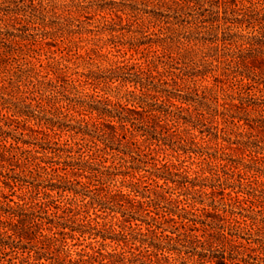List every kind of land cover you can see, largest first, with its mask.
Segmentation results:
<instances>
[{
    "label": "trees",
    "instance_id": "obj_1",
    "mask_svg": "<svg viewBox=\"0 0 264 264\" xmlns=\"http://www.w3.org/2000/svg\"><path fill=\"white\" fill-rule=\"evenodd\" d=\"M261 2L264 5V0H172L175 6L184 11L183 14L190 15V10H198L197 12L200 13L202 18L197 19L194 17V24H200L203 28L210 30H218L219 33H215L210 43L215 44L213 50L215 51V55L218 56L216 57L219 60L217 62L222 64V66L215 65V68L221 69L222 76L227 78L231 75L238 82L245 79L257 84L261 83L257 82L255 77L264 69V49H261L264 39H259L254 33H260L264 37V7L258 10L251 9V7L255 3ZM3 3H6V1L3 0ZM244 3L249 5L247 7L248 10L242 7ZM8 4L18 6L19 1L9 0ZM204 4H208L209 8H203ZM212 7L216 9L212 10ZM220 8H222L221 12L219 11ZM226 8H228V12ZM182 22L190 23L192 21L181 20L180 23ZM231 26H244L250 32H247L248 34L246 35L230 34L228 29ZM122 29L121 27L110 29V32ZM0 36H4V38L0 39V56L6 57L11 54L10 51H1V48L4 46L9 47L10 45L8 46L6 41H8L10 36L14 37L15 35L0 31ZM142 38L138 41H128L129 48L134 49L136 52V48L140 46L154 44L163 49L161 55L156 54L155 51L152 52L150 58L147 59L145 57L144 67L133 64L130 68H127V64L121 62L120 64L113 63L114 68L106 74L83 73L86 78L84 81L86 84H103L105 87L108 82L118 81L120 85L130 84V86L138 90V93H135L134 90H125L122 94L114 95L115 100H111L109 97L99 94L98 91H94L92 94L86 95L88 99L76 100L74 104L68 103L65 105L67 110L76 109L80 114L93 119L94 122H92L91 128H88L87 125L83 127L70 125L69 127L51 117L39 116L33 110L27 109L28 106L25 104L26 97L20 96L21 90L17 84L19 78L17 73H13L6 80L1 79L0 116L5 119V126L9 127L14 122L20 125L24 131L28 128L26 126L27 121L31 119L35 121L36 125H41L49 131H54L55 129L59 131L65 130L72 132L71 137L76 136L77 138L73 143H65L62 146L56 143V141L51 143L49 141L29 142L24 139H17V137H15L17 140L15 141V145L9 144L6 146L0 144V254H9L13 248H17V250L25 249L33 241L35 244H40L39 248L43 250L48 248V241H51L53 245L61 248L63 254L61 257H49V264H170V257L175 262L180 260L179 264H185V259L187 262H191V264H227V261L230 260L229 255L225 254L224 251L214 248L215 243L222 242L221 239L227 240L224 234L222 232L213 234L207 230H202L203 234L201 236L204 237V234L208 236V239L204 240L207 248L205 249L204 241L200 242V239L194 233H190L199 230L195 226L196 220L190 219L185 215V208H177L180 201L165 195L171 189L168 183L173 184L175 189L188 191L190 203L187 206H190L192 210H204L209 214L205 215V217L210 219V223L206 222L209 219L200 222L205 226L212 228L211 222L224 220V216L219 214V211H221L223 213L228 212L229 217L233 221L241 223L243 225L242 229L246 228L248 226L246 220H242L241 222L235 220L237 218L234 217V210L227 209L226 207L219 208L214 199H211L210 203L205 204L203 198L198 199L193 196V194H198L199 197H211L220 186L223 187L224 185V188L220 187L222 189L234 186V182L229 179H221L219 173L220 169H230L226 161L218 164L206 162L208 165L207 169L201 168L199 171H194V177L190 178L186 166L183 164L184 161L177 163L162 162L163 160L158 161L157 158L151 157L150 160H153L150 163L152 169L149 171L145 168L149 162L142 159V157L146 158L152 153L155 155L157 150L152 146L159 147V142L166 145L165 138L169 134L171 136L177 135L169 133L172 127L178 126L182 128V131H185L189 127L194 128L195 121L200 126L206 127L208 124L212 126L214 122H217L216 119L219 118L224 126L223 128L231 127L236 129L242 128V125L236 126V124L239 121H243V126H247L249 130L248 135L251 131L260 128L264 133V116L259 119H249L248 117L231 112L232 109L238 110L237 112H247L249 109L262 116L264 115V99L249 101V99L242 97L233 98L227 96L226 98L230 100L229 103L218 104V97L212 93L211 88H205V91H202L200 94L197 89H194L193 95L168 89L169 83L166 80L167 77H170L174 84H177L179 80L184 85L188 80L194 81L196 77L202 78L208 71L204 67L202 69H195L194 71L184 70L180 74H177L174 72V69L180 71L181 69L176 65L186 63L185 60L191 58L189 50H182L179 47L174 49L172 46L166 44L165 39L161 37L151 40V38H146L143 35ZM218 44L221 47L217 46ZM208 56L211 57V55ZM204 57L206 55L202 56V58ZM158 64L162 67L161 71H158ZM134 66H136V70H134ZM228 66L236 69L233 72L235 75L228 73ZM241 66L245 67L247 72L237 70ZM94 89L96 90L97 87ZM54 92L51 91L45 97L52 99L51 97H54ZM17 95L18 97L16 98L15 96ZM234 100L238 102L235 103ZM134 105H138L140 110H136ZM62 107H56V109ZM191 108L194 111L196 120H193L190 115L191 112L189 111ZM133 114L138 117H134ZM136 120H139V123ZM112 121L116 125L112 124ZM213 128L216 129V126H213ZM106 129H110V131L107 132ZM117 129H120L121 139L125 140L126 134H129L131 139L138 136L141 138V141L126 140L125 143L127 145L133 146L131 150L127 151L112 147L110 143H106L104 140L101 141L102 147H98L93 140V138H97L96 136L109 135L115 137ZM198 132L202 134L204 131L198 130ZM178 135L176 137L178 140H188L187 135ZM214 136L216 135L214 134ZM171 140L172 138H170V143L167 145L170 146V149L174 150L173 145H176V141ZM18 141L23 145H28V147L32 145L33 147L22 148L17 145ZM186 143L191 146L196 145L191 138ZM235 143L250 147L247 142L235 141ZM189 149L192 148L189 147ZM182 150L183 153L187 152L184 149ZM192 150L196 152L198 149ZM255 152L254 150H250V153ZM107 156L118 161L117 168L112 169V163L105 165L109 160ZM199 156H203V153L200 151ZM47 160H53L52 162H55L59 166H45V164L49 163ZM202 161L205 162L206 159L203 158ZM202 161L199 162V165L203 163ZM5 163L8 166L6 167L7 171L2 170ZM241 166L242 172L252 174L255 177L254 182L257 184V187L262 188L264 180L258 182L257 174H260L264 178V170L259 169L251 163H241ZM15 167H19L22 172L25 170L30 175V179L20 177L17 174L9 175V172H13ZM120 168H123V170ZM139 171L148 172V176L137 177L136 173ZM58 172L62 174L59 175L57 174ZM205 172L209 176L203 175ZM52 173H56L58 177L57 183L49 182L50 179L46 181L40 180L42 177L52 176ZM68 175L85 178L86 181H76L75 185H78L79 189L61 185L59 183L60 180ZM117 175L123 178L126 176L130 177L131 180L126 185L129 189L128 192H123L120 189L107 190L101 188L102 184L108 180H113ZM175 177H179L180 179ZM158 180L162 182L159 184ZM197 180L200 182L198 183ZM67 182L70 181L67 180ZM148 182L154 185L155 189L152 191L153 197L146 194L147 186L145 184ZM23 186L27 189V200L21 197H18L21 202L9 199L14 194V187L21 189ZM89 186H93L95 189L99 187L103 192L100 193L101 195L97 193L94 197H90V201H84L87 197L84 190ZM196 186L204 187L205 191L208 188L209 192L196 189ZM238 188H241L239 192L245 190V188L240 187V184H238ZM4 189L10 194H5L3 192ZM39 192L44 196V201L38 199L39 196L37 195ZM51 192H56L58 195H61L63 192L72 193L74 197H81L80 204L74 203V207L55 204L52 199L53 196L50 194ZM244 194L246 195L238 197V195L232 196L230 193H222L221 196L222 198L227 197L229 202L225 203L226 206H231L230 202H233V204L235 202L241 210H246L241 206L244 201L254 205L259 204L260 201H258L254 193L247 191ZM145 198L147 200H141ZM10 202L13 203V206L9 204ZM93 202L94 206H92ZM163 202L168 205H174L175 208L167 209V207L162 206L161 203ZM196 204L202 206L201 209L197 208ZM145 206L166 208L167 210H163L164 214L161 215L162 220L166 221L170 219L174 221L176 225L175 230L178 231V228H180L183 232H174V237L163 235L162 232L159 235L154 234L153 237H147L148 234L146 232L152 231V227L159 228V226L157 225V218L151 214L153 211H147ZM90 208L103 213L102 216L105 215L106 210L118 212L121 220L117 219L114 223L119 228L117 232L111 233L112 231H107L113 224L110 223L106 227V222L98 221L99 218L103 219V217H100L101 215L96 213L91 214L89 212ZM51 209L53 211L49 214ZM59 211L61 212L60 215L58 214ZM187 213L195 215L191 211ZM63 216H68V219L61 221ZM75 216H79L76 226L72 225L75 224ZM172 216H176L178 220H175ZM241 217L249 216L242 214ZM250 219H252L251 223L255 226L256 231L260 229L264 230L263 222H255L256 219L254 217ZM189 222L193 223L188 224ZM142 224L145 225V233L141 231ZM219 228L221 231L223 230L221 229L223 228L222 226ZM43 230L48 231L50 234L42 233ZM35 231H38L37 235H34L33 232ZM74 232L78 236H75ZM85 235L88 236L87 238H99L95 242L102 248L92 247L91 252L82 249L76 252L77 258H71L67 254V251L64 250V247L67 245L66 238L68 237L71 240L83 238L82 240H84ZM229 236L233 235L229 234ZM237 238H240V236L237 235ZM8 239L12 240L7 242ZM107 240L114 242L115 247L110 252H103L102 249L107 246L105 243ZM256 242L262 249L264 248L259 239ZM197 243L199 244L197 245ZM12 245H16V247ZM21 245L22 247H17ZM30 246H34V244ZM32 250L34 251V249L30 251ZM39 252L34 251L35 254ZM171 254L173 256H170ZM29 257V255L22 257L20 264H34L29 261ZM37 259L39 258L36 257L35 260ZM0 264H3L1 260Z\"/></svg>",
    "mask_w": 264,
    "mask_h": 264
},
{
    "label": "rangeland",
    "instance_id": "obj_2",
    "mask_svg": "<svg viewBox=\"0 0 264 264\" xmlns=\"http://www.w3.org/2000/svg\"><path fill=\"white\" fill-rule=\"evenodd\" d=\"M5 1L6 3H3V0H0V31L2 33H11L15 36H10L8 41H6L7 45H10L9 47L4 46L1 48V51L9 50L11 54L6 57L2 55L0 56V81L1 79L6 80L13 73H17L19 76L17 84L21 90V93H19L20 96L26 97L25 104L28 106L27 109L30 111L33 110V112L37 113L39 116H44L46 118L51 117L69 127L70 125L81 127L87 125L88 128H91V124L94 122L93 119L80 114L76 109L67 110L65 105L68 103L74 104L76 103V100L88 99L86 95H90L94 91H98L99 94L105 95L111 100H115L114 95L122 94L125 90H134L135 93H138V90L134 89L130 84L120 85L118 81L108 82L105 87L103 84H86V82H84L86 78L83 73L106 74L114 68L113 63L120 64L121 62L127 64V68H130L133 64L144 67L145 57L147 59L150 58L152 52L155 51L156 54L161 55L163 49L154 44L140 46L139 48H136V52L134 49H130L128 41L141 40L143 39V35L146 36V38H151V40H155L159 37L164 38L166 41L165 43L172 46L174 49L179 47L182 50H189L191 58H187L185 60L186 63L174 64L181 69V71L174 69L175 73L180 74L184 70L194 71L195 69H202L204 67L208 71V73L202 78L196 77L194 81L188 80L184 85L181 84V81H177V79V84H174L172 79L167 77L166 80L169 83L167 86L168 89L185 93L187 95H193L194 89H197L200 94L202 91H205V88H211L212 93L218 97V104L224 102L229 103L230 100L226 98L227 96L233 98L242 97L249 99V101L264 99V84H262L264 83V69L255 77L257 82L261 84L252 83L245 79L238 82L237 79L233 78L231 75L227 78L222 76L221 69L215 68V65L222 66V64L217 62L219 61L216 58L218 56L215 55V51L213 50L215 44L210 43L215 33H219L218 30L214 31L208 28H203L200 24H194V17L197 19L202 18L200 13L197 12L198 10H190V15H186V13L183 14L184 11L175 6L172 3V0H17L19 1L18 6L8 4L9 0ZM262 3L263 2L255 3L251 9L254 8L255 10H258L261 7H264ZM248 6L247 3L242 5L243 8H246L245 10H248ZM207 7L208 4L203 5V8ZM214 9L216 8L212 7V10ZM184 10L188 11L186 9ZM221 10L222 8L219 9L220 12ZM226 10L227 12L229 11L228 8H226ZM219 14L221 15V13ZM8 19L10 20L8 21ZM181 20L192 22L180 23ZM119 27L123 29L110 32V29H118ZM228 32L230 34L246 35L248 34L247 32L250 31L244 26H231L229 27ZM254 35L259 39H264L263 35L260 33L255 32ZM2 38H4V36H0V39ZM217 46L221 47L220 44ZM261 49H264V42L262 43ZM204 55H206V57L202 58ZM208 55H211V57ZM177 61L179 62V60ZM227 68V71L230 74H233V72L236 71L234 67L228 66ZM134 70H136V66H134ZM161 70L162 67L158 64V71ZM237 70L247 72L245 67L242 66ZM96 87L97 89L95 90L94 88ZM51 91H55L53 93L54 97L48 99L45 96ZM18 95L15 97L17 98ZM234 102L237 103L238 101L234 100ZM60 106L63 107L56 109V107ZM134 107L136 110H140L138 105H134ZM237 111L238 110L232 109L231 112L243 117H248L249 119H259L264 116H261L254 111H250L249 109L247 112ZM189 112H191L190 115L192 119L196 120L192 108ZM2 113L4 112L2 111ZM133 116L138 117L134 114ZM216 121L217 122H214L212 126L208 124L206 127L200 126V124L195 121L194 128L189 127L188 130L185 131H182V128L178 126L172 127L169 133L177 135L171 136L169 134L170 136L168 135L165 138V143L169 144L170 138L175 140L176 145H173L174 150L170 149L169 145L162 144V142H159V147L152 146L157 150V153L155 155L152 153L146 158L142 157V159L149 162L145 168L149 171L152 169L150 163L153 160H150L151 157L157 158L158 161L163 160L162 162L177 163L179 161H184L183 164L186 166L188 176L192 178L194 177V171H199L201 168L207 169L208 165L206 162L218 164L226 161L230 169H220L219 173L221 179H229L234 182V186L232 188L225 187V189H222L224 188V185L223 187L220 186L222 188L218 187L216 193L211 197H199L198 194H193V196L198 199L203 198L205 204L210 203L211 199H214V202L218 204L219 208L226 207L227 209L234 210V217L237 218L235 220L239 222L246 220V223L248 224L246 228L242 229L243 225L233 221L232 218L229 217L228 212L223 213L221 211H219V214L224 216V220L211 222L212 228L205 226L200 222L209 219L205 217V215L209 214L204 210H192L190 206H187L190 203V200L188 199L190 194L188 191H185L184 189H175L173 184L168 183L171 189L168 193H165V195L180 201L177 208H185V215L190 219L196 220L195 226L199 230L190 233H194L200 239V242L208 239L207 234H204V237L201 236L203 234L202 230H207L209 233L213 234H216L217 232H222L224 234L227 240L221 239L222 242L215 243L214 248H218L219 251H224L225 254L229 255L230 260L227 261V264H264V248L262 249V247L256 242V240L259 239L261 245L264 247V230L260 229L259 231H256L255 226L251 223L252 219H250L251 217H254L256 219L255 222L264 223V185L262 188L257 187V184L254 182L255 177L252 174L242 172L241 166V163H251L259 169L264 170V133L260 128L251 131L248 135L249 130L247 126H243V121H239L236 124V126L242 125V128L239 127V129L231 127L223 128L224 126L220 119L218 118ZM136 122L139 123V120H136ZM112 124L116 125L113 121ZM26 126L28 128L24 131L20 125L14 122L7 127L5 126V119L0 116V144L6 146L9 144L15 145V141H17L15 137H17V139H24L29 142L49 141L51 143L56 141V143L62 146L65 143H73L77 138L76 136L71 137L72 132L65 130L59 131L55 129L54 131H49L41 125H36L35 121L31 119L27 121ZM213 126H216V129H214ZM198 130H203L204 132L200 134ZM106 131L108 132L110 129H106ZM173 131H175V133H173ZM20 133H22V135H20ZM116 134L115 137L109 135L96 136L97 138H93V140L98 147H102L101 141L104 140L106 143H110L112 147L117 149L131 150L133 146L125 143L126 140L131 139V136L126 134L127 136L125 140L121 139L120 129H117ZM178 134L181 136L187 135V139H193L196 145L191 146L187 144L186 142L188 140H178L176 138L179 136ZM214 134L216 136H214ZM163 136H165V134H163ZM131 140H138V142H140L141 138L137 136L133 137ZM235 141L247 142L250 147L238 145ZM17 145L22 148L33 147L32 145L29 147L28 145H23L20 141H18ZM189 147L192 149H198L196 151L197 153L193 152ZM182 149L187 152L183 153ZM250 150L256 152L250 153ZM199 151L203 153V156H199ZM113 153L116 154L115 152ZM107 157L109 160L105 165H110L112 163V169L117 168L118 161L116 159H111L110 156ZM203 158L206 159L205 162L202 161ZM52 161L53 160H49V163L45 164V166H59ZM201 161L203 163L199 165V162ZM6 167L8 166L5 163L2 170L7 171ZM121 170H123V168ZM16 174L20 177L30 179V175L25 170L22 172L19 167H15L13 172H9V175ZM57 174L61 175L62 173L58 172ZM146 175L148 176V172L145 171H139L136 173L137 177ZM203 175L209 176L207 172ZM257 176L258 182L264 180L260 174H257ZM175 178L180 179L179 177ZM57 179L58 177L56 176V173H52V176L42 177L40 180H49V182L57 183ZM67 180L70 182L66 183ZM78 180L86 181L85 178L68 175L64 179H61L59 183L61 185H67L68 187L79 189V186L75 185ZM130 180L131 179L128 176L123 178L122 176L117 175L113 180H108L102 184L101 188L107 190L120 189L123 192H128L129 189L126 185ZM122 181L123 183L121 184ZM197 181L198 183L200 182L199 180ZM161 182V180H158L159 184ZM238 184H240V187L245 188V190L239 192L241 188H238ZM145 185L147 186L146 194L153 197L152 191L155 189L154 185L152 183L150 184V182ZM101 188L98 187L95 189V187L89 186L85 189L84 193H86L87 197L84 201H90V197H94L97 193H102L103 191ZM196 189H202V191H205L204 187L201 188V186H196ZM13 190L14 194L10 196L9 199L21 202L18 199V197H21L24 200H27L26 197L28 196V193L25 186L21 189L14 187ZM247 191L254 193L260 202L259 204L254 205L244 201L241 206L246 210H241L239 205L235 202L234 204L233 202H230L231 206H226L225 203H228L229 201L227 197L222 198L221 196L222 193H230L232 196L238 195V197H241L246 195L244 193H247ZM3 192L5 194H10L6 189H4ZM205 192H209V189L207 188ZM50 194L53 196V202L60 206L74 207V203L80 204L81 197H74L72 193L63 192L61 195H58L56 192H51ZM37 196H39L38 199L40 201L45 200L41 192H39ZM141 200L144 201L147 199L145 198ZM9 204L13 206L12 202ZM161 204L163 207H167V209L175 208L174 205H168L164 202ZM94 205L93 202L92 206ZM163 207L155 208L153 206H145L147 211H153L151 214L157 218V225L159 226V228L152 227V231L147 233L145 225L142 224L141 231L143 233L146 232V234H148L147 237H153L154 234L159 235L160 232H162L163 235L174 237V232H183L180 228H178V231L175 230L176 225L174 221L170 219L166 221L162 220L161 215L164 214L163 210H167ZM196 207L201 209L202 206L196 204ZM52 211L53 209L49 211V214ZM188 211L194 212L195 215L193 216L190 213H187ZM89 212L91 214L96 213L101 215L100 217H103V219L99 218L98 221L106 222V227H108L110 223L113 224L107 231L116 233L119 229L118 226L114 224L117 219L121 220L118 212H110L109 210H106L104 216H102L103 213L96 209L94 210V208H90ZM58 214L60 215L61 212L59 211ZM242 214L248 215L249 217H241ZM78 217H74L75 224L72 225L76 226L78 223ZM172 218L178 220L176 216H172ZM66 219H68V216H63L61 221H65ZM206 222L210 223V219L206 220ZM137 223L139 222L137 221ZM190 223L193 222H189L188 224ZM69 224L71 225L70 222ZM221 226L223 227L221 228L223 229L222 231L219 228ZM34 229L37 230L36 228ZM33 233L34 235H37L38 231ZM42 233L50 234L46 230H43ZM227 233L232 234L233 236H229ZM74 234L75 236H78L77 233L74 232ZM237 235H239L240 238H237ZM87 237L88 236L85 235L84 240H82L83 238H79V240H71L67 237V245L64 247V250L67 251V254L70 255L71 258H77L76 252H79L82 249L91 252L92 247L102 248L99 247L97 242H95V240H99V238L92 239ZM11 240L12 239H8L7 242H10ZM48 242V248L43 250L39 248L40 244H35L34 241L30 244H34V246L27 245V248L18 250L17 248H13L12 252L9 254H0V260L3 264H20V259L29 255V261L34 264H49V257H61L63 253L60 247L53 245L51 241ZM105 243L107 246L103 247V252H110L115 247L114 242L107 240ZM88 244L90 245L86 246ZM198 244L199 243H197V245ZM204 245V248L207 249L205 241ZM12 246L16 247V245ZM17 247H22V245ZM28 247L34 249V251L40 252L35 254L34 251H30L31 249ZM170 256H173V254ZM36 257L39 259L35 260ZM169 260L170 264H179L180 262V260L178 262L171 260V257ZM186 263L191 264V262H187L185 259V264Z\"/></svg>",
    "mask_w": 264,
    "mask_h": 264
}]
</instances>
